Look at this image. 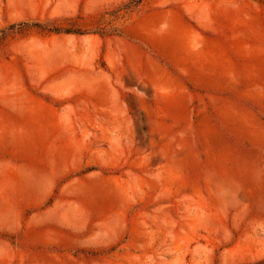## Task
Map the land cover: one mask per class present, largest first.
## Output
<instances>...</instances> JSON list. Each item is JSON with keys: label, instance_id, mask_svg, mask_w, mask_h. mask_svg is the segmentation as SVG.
I'll list each match as a JSON object with an SVG mask.
<instances>
[{"label": "rangeland", "instance_id": "374dc122", "mask_svg": "<svg viewBox=\"0 0 264 264\" xmlns=\"http://www.w3.org/2000/svg\"><path fill=\"white\" fill-rule=\"evenodd\" d=\"M0 264H264V0H0Z\"/></svg>", "mask_w": 264, "mask_h": 264}]
</instances>
